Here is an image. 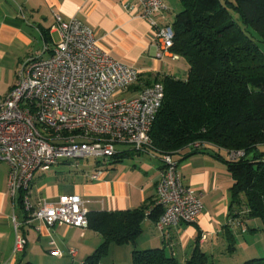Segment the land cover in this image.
Returning a JSON list of instances; mask_svg holds the SVG:
<instances>
[{
    "label": "crops",
    "instance_id": "1",
    "mask_svg": "<svg viewBox=\"0 0 264 264\" xmlns=\"http://www.w3.org/2000/svg\"><path fill=\"white\" fill-rule=\"evenodd\" d=\"M164 2L168 11L153 19L158 26L170 24L167 18L175 13L173 7L180 12L178 0L177 5L171 0ZM139 13L137 0H0V97L11 90L16 72L29 59L51 55L59 41L57 17L65 22L76 18L88 27L112 59L137 70L138 85L165 76L180 79L188 70L187 63L180 57L173 59L170 53L162 54L153 24L139 18ZM220 154L228 159L224 152ZM173 158L182 183L202 195L203 208L196 222L167 228L161 233L146 216L135 244H109L107 255L99 264H121L123 259L130 261L134 250L148 249H162L183 264L197 246L214 259L227 249L228 229L236 240V234L245 233L242 227L255 223L246 220L244 226H238L239 230L228 226L233 181L222 160L208 152L189 154L187 150ZM149 159L156 161L153 164ZM113 162L103 169L95 164L94 171L101 170L96 179H91L95 174L76 172L70 175L54 172L51 176H46V171L35 173L30 187L32 206L56 204L64 195L79 196L88 213L132 211L155 203V185L162 168L160 157L153 153L136 154L131 164L123 160ZM69 164L59 163L62 167ZM7 171L6 164L0 162V264H85L86 258L101 245V235L64 225L47 227L38 220L27 223L23 208L9 196ZM15 223L26 244L21 253L13 256ZM256 228L255 231L248 228V232L256 234L259 227ZM52 250H58L60 256L51 255ZM110 256L112 259L108 261Z\"/></svg>",
    "mask_w": 264,
    "mask_h": 264
},
{
    "label": "built area",
    "instance_id": "2",
    "mask_svg": "<svg viewBox=\"0 0 264 264\" xmlns=\"http://www.w3.org/2000/svg\"><path fill=\"white\" fill-rule=\"evenodd\" d=\"M139 18L150 21L162 54L170 53L174 33L171 24L158 26L155 16L168 11L164 0H137ZM59 41L51 55L33 57L16 72L11 90L0 97V162L6 164L7 190L27 215L47 227L88 228L87 210L77 195H64L56 204L34 208L30 187L36 172L79 160L107 161L126 146L138 154H150L149 132L164 98L163 86L134 90L135 68L112 59L101 49L92 31L78 19H56ZM45 51L47 49L45 48ZM231 154V158L242 156ZM161 171L155 185V204L161 214L154 223L159 232L193 224L202 211L201 194L182 183L173 155L160 156ZM100 169L102 165L97 162ZM101 170L91 179H96ZM15 221V219H13ZM231 226H236L233 221ZM13 256L26 240L15 223ZM201 240L205 237L202 236ZM59 257L58 250L50 251Z\"/></svg>",
    "mask_w": 264,
    "mask_h": 264
},
{
    "label": "trees",
    "instance_id": "3",
    "mask_svg": "<svg viewBox=\"0 0 264 264\" xmlns=\"http://www.w3.org/2000/svg\"><path fill=\"white\" fill-rule=\"evenodd\" d=\"M178 1L181 10L171 24L174 39L170 52L185 60L187 77L165 76L133 87L139 90L160 83L164 90L149 132L148 151L158 157L186 150L189 154L208 152L222 160L233 181L230 222L238 227L246 220H258V231L264 233V0H225V5L220 0ZM221 152L228 159L222 158ZM237 152L243 155L230 157ZM128 156L124 151L111 160L117 163ZM154 204L132 211L87 213V229L99 233L103 241L85 264H99L111 243L134 245L144 218L155 223L161 214L158 207L151 209ZM226 234V250L232 253L235 240L229 229ZM130 263L180 264L162 249L134 250ZM183 264L214 263L197 246ZM242 264H264V257Z\"/></svg>",
    "mask_w": 264,
    "mask_h": 264
},
{
    "label": "rangeland",
    "instance_id": "4",
    "mask_svg": "<svg viewBox=\"0 0 264 264\" xmlns=\"http://www.w3.org/2000/svg\"><path fill=\"white\" fill-rule=\"evenodd\" d=\"M175 1L176 5H177V0H171V2ZM221 3L223 5H225V0H220ZM228 1H232V0H228ZM178 8V7H177ZM179 9L181 10V7L179 6ZM174 10V14L172 13V16L170 18H167L168 22H170V24H172L173 20H174V16L177 14L176 8L173 7ZM231 16L233 17V19L236 21V23L241 26V23L238 19V17L232 12L230 11ZM242 27V26H241ZM250 34L253 33V31L249 30ZM264 51V48H263ZM43 57H46V55H43ZM187 72H184L180 75V79H185L187 77ZM116 151L117 152H127L128 154H130L131 156H128L126 158L123 159L124 163L127 164H131L133 162V160L135 159V152H133L131 150V148L126 147V146H116ZM133 156V157H132ZM132 158V159H130ZM112 160L109 159L107 161H102L97 160V159H83V160H79L77 162V164L75 163H70L68 166H60V165H56L52 168H48L46 170V176H51L53 175L54 172H62V174L64 175H70V174H74V172L76 173H83V174H96L97 171H94L93 167L94 165L99 162L103 167H106ZM148 161H150L151 163L154 164V162L156 160L154 159H149ZM146 163V162H145ZM145 165H147L148 167H152L150 163H146ZM38 172H36L37 174ZM255 222V221H254ZM230 224V223H229ZM261 223L256 220L255 223H249L248 225H246L245 227H242V229L244 230L245 233L242 234H236L238 237L235 240V251L232 253H228L227 250L224 251L223 255L219 254L216 255L213 259V263L214 264H242L244 261L250 260L251 258H262L264 257V233L259 231L256 232V234H250V232H248V228H256V227H260ZM231 226V224H230ZM236 228V230H239L238 227H234ZM112 256H110L108 258V261H111ZM121 264H130V261H125L123 259Z\"/></svg>",
    "mask_w": 264,
    "mask_h": 264
}]
</instances>
